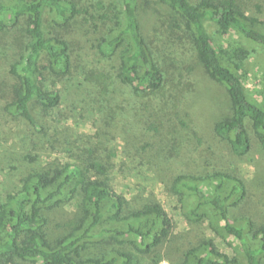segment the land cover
<instances>
[{
    "label": "trees",
    "instance_id": "16d2710c",
    "mask_svg": "<svg viewBox=\"0 0 264 264\" xmlns=\"http://www.w3.org/2000/svg\"><path fill=\"white\" fill-rule=\"evenodd\" d=\"M152 2L169 8L173 27H183L195 49L202 75L222 85L230 101L229 112L213 124L214 137L196 134L190 153L176 156L173 145L168 159L216 152L223 158L224 149L244 158L253 142L264 149V75L253 79L245 66L249 45L264 51V18L249 15L243 0H0V31L20 30L9 47L13 61L3 89L5 110L46 134L34 106L51 111L62 101L49 77L77 78L95 87L111 122L139 123L172 135L179 123L187 124L186 117L204 123L210 101L195 107L188 97L192 80L203 78L193 74L196 66L170 77L157 58L149 31L156 32L162 20L151 10ZM79 19L89 26L86 33L95 34L88 39L83 65L82 45L64 32L80 26ZM227 163L205 174L171 176L169 189L185 205L183 215L196 223L207 219L230 247L223 249L204 234L197 241L188 238L183 264H264V192L248 185L233 161ZM113 170L102 147L90 142L78 160H57L22 177L0 200V264H136V252L156 255L174 231L171 215L153 194L133 204L115 187ZM66 205L74 212L54 232L49 213ZM102 244L107 248L96 252Z\"/></svg>",
    "mask_w": 264,
    "mask_h": 264
},
{
    "label": "rangeland",
    "instance_id": "374dc122",
    "mask_svg": "<svg viewBox=\"0 0 264 264\" xmlns=\"http://www.w3.org/2000/svg\"><path fill=\"white\" fill-rule=\"evenodd\" d=\"M150 5L159 20L163 21L160 24L156 22L155 27L158 25L156 32L154 28L149 31L158 60L165 65L167 75L170 77L171 73L175 77L180 72H187L185 67L188 65L196 66L193 74L201 75L203 78L192 80L193 83L195 81V86L188 93V97L192 98V105L195 107L199 101H210L208 107H211L210 116L204 123L186 117L187 124L179 123L175 135L168 134L166 129L156 133L139 123L129 125L123 121L120 125L119 119L116 123L111 122L109 108L97 97L95 87L77 78L49 77V85L61 92L62 101L59 107L51 111H45L41 105L34 106L35 114L47 128L46 134L37 132L29 122L5 110L7 95L4 94L3 89L9 80L8 68L13 61L11 56L13 51L9 47L20 30L19 27L2 30L0 31V200L5 198L7 192L17 187L20 179L32 169L57 160H78L82 147L90 145V142L91 145L97 144L102 147L104 160L114 166L112 179L117 190L133 204H136L135 201L140 202L144 196L153 194L162 202L175 223L173 233L164 243L157 246L156 255H142L136 252V264H183L188 238L197 241L199 235L204 234L214 238L221 248L228 250L230 247L224 245L211 231L207 219L196 223L189 221L183 215L185 205L183 206L179 200L180 196L169 189L171 176L178 172L205 174L216 165L226 168L227 162L233 161L248 185L255 184L264 192V149L257 142H253L250 152L244 158H234L232 153L224 149L223 158L220 156L221 152H216L215 156L207 155L202 158L184 155L187 157L177 160L168 159L173 145L175 146L173 151L177 152V156L193 150L192 141L196 134L203 138L214 137L213 124L229 112L230 101L222 85L202 75L195 49L187 39L184 28L175 25L173 27L174 19L169 8L159 2H152ZM243 6L249 15L264 18V0H243ZM46 19V28L50 30L53 27L52 18L47 15ZM79 21L80 26L73 25L64 32L75 45H82L81 50L84 54L80 64L83 65L88 58L86 55L87 47L89 48L90 45L88 39L95 34L86 33L89 26L84 21L80 19ZM210 28L212 37L216 38V33L213 32L214 26ZM248 47L252 53L246 60L245 66L255 77L253 79H258L264 75V51L257 46ZM258 86L260 89L263 88L261 84ZM208 108L204 106L203 111H207ZM27 154L35 159H27L25 157ZM73 212L74 209L68 205L50 212V228L54 232L57 231V225L69 218ZM102 247L107 248V245H98L94 250L99 252ZM22 264L32 263L22 261Z\"/></svg>",
    "mask_w": 264,
    "mask_h": 264
}]
</instances>
